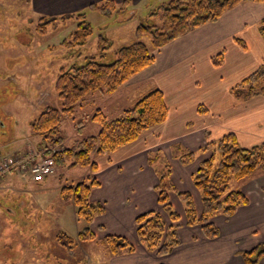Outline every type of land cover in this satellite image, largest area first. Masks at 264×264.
<instances>
[{
  "label": "crops",
  "instance_id": "1",
  "mask_svg": "<svg viewBox=\"0 0 264 264\" xmlns=\"http://www.w3.org/2000/svg\"><path fill=\"white\" fill-rule=\"evenodd\" d=\"M100 1L31 0L28 8L37 14L58 16ZM138 1L142 0H131ZM104 17L101 16L100 32L108 35L113 31L111 34L115 35L109 38L116 39L120 35L112 27L116 28L123 19L106 21ZM263 19L264 0L237 4L218 20L196 27L165 44L155 53L149 66L110 93H121L123 104L117 113H109V109L100 107L107 117H116L153 88L163 92L168 107L162 123L109 154L94 156L97 170L92 171L86 166L90 168L88 175L98 182L89 198L104 207V212L96 215L90 225L96 238L100 241L106 234L119 235L135 247L133 252L112 255L103 245L106 250L103 264H244L241 252L264 244V173L237 181L234 188H240L248 202L230 216L216 214L211 218L219 229V236L215 238L205 237L200 226L185 223L184 207L175 192L169 193V202L179 215L177 233L181 244L169 254L159 256L147 251L138 241L135 222L138 215L148 211L159 212L168 221L157 201L158 177L148 163L149 153L163 155L171 167V182L175 189L191 193L195 211L200 215L201 196L191 176L210 154L199 151L206 139L233 132L243 147L264 141V96L242 100L231 92L233 86L264 65V40L259 31ZM128 36L127 39L125 35L119 37V42L129 40L131 37ZM237 39L242 40L244 47ZM220 53H223L222 62L213 64V56ZM123 89L128 92H121ZM201 105L206 113L198 111ZM97 130L95 125L81 135L95 134ZM205 131L210 133L209 137L205 136ZM176 147L195 151L194 159L188 164L181 163L174 153ZM98 226L103 229H97ZM257 264H264V256Z\"/></svg>",
  "mask_w": 264,
  "mask_h": 264
},
{
  "label": "trees",
  "instance_id": "2",
  "mask_svg": "<svg viewBox=\"0 0 264 264\" xmlns=\"http://www.w3.org/2000/svg\"><path fill=\"white\" fill-rule=\"evenodd\" d=\"M261 1L263 0H167L160 3L156 10L149 12V17L158 16V25L144 21L138 25L134 32V41L116 48L112 62H99L91 56L82 65L61 67L54 82V91L61 101V107L47 106L31 123V129L38 137V149L42 150L43 156H51L56 167L90 166L92 171L97 170L98 164L93 160L94 156L109 154L165 121L168 107L163 92L159 88L149 90L131 107L123 109L113 118L107 117L100 107H96L94 112L90 113L89 119L96 123L97 132L82 136L71 146L64 144V136L60 131L62 119L71 117L88 94L96 91L110 94L116 91L129 78L149 66L155 59V53L173 39L196 27L218 20L225 11L239 3ZM130 4L131 0H102L89 4L87 9L110 16L116 9ZM67 18H73L76 26L70 32V38L61 42L63 46L72 48L85 44L93 30L85 20L84 12L59 16L41 15L37 19L36 30L45 32L44 29L49 25ZM259 31L264 40V19L260 22ZM145 39L149 40L150 48L144 42ZM98 41L101 50L111 43L102 34L99 35ZM237 41L244 47L242 40ZM104 53L102 51L101 55ZM222 58L223 53L213 56V64L219 65ZM231 92L242 100L256 95L264 96V65L244 77L231 88ZM198 111L206 113L202 105L198 107ZM80 123L76 127L78 133H82L84 126ZM205 136L209 137L210 133L205 131ZM199 151L210 153L191 176L201 196L200 215L195 211L191 193L175 189L171 182V167L163 155L160 152L149 153L148 163L158 177L155 186L157 201L168 221L156 211H148L135 218L138 241L147 251L165 255L180 243L177 233L179 215L169 202L170 192H175L182 202L186 224H200L205 237L215 238L219 230L211 222V218L216 214L230 216L239 206L248 202L240 188L230 185L231 181H240L256 173H264V141L243 147L235 133L228 132L216 139H206ZM174 153L183 164L190 163L195 157V151L182 147H176ZM97 185L96 179L87 175L76 182H65L59 189L61 200L72 203L75 206V214L87 222V226L78 232L76 238L64 232L56 237L59 243L68 249L74 248L82 241L97 239L90 225L96 215L104 212V207L89 198L92 188ZM97 229L103 227L98 226ZM100 242L112 255L133 252L135 249L128 239L119 235L106 234ZM241 256L244 264H257L264 256V244L244 250Z\"/></svg>",
  "mask_w": 264,
  "mask_h": 264
},
{
  "label": "rangeland",
  "instance_id": "3",
  "mask_svg": "<svg viewBox=\"0 0 264 264\" xmlns=\"http://www.w3.org/2000/svg\"><path fill=\"white\" fill-rule=\"evenodd\" d=\"M165 1L131 2L105 16L106 21L117 22L121 18L123 22L116 28L112 27L120 36L109 38L115 35L111 34L113 31L106 34L111 43L101 50L98 39L103 33L99 29H102L101 16L104 15L96 11H88L87 7L75 11L85 13V20L93 32L85 44L67 48L61 42L68 40L74 30L76 21L73 18L58 20L46 27L45 32H40L36 30L37 19L43 14L28 8L30 2L0 0V157L32 151L33 148L27 150L29 145H35L38 140L31 129L32 121L47 106L61 107L54 91V82L61 67L82 65L91 56L99 62H112L116 48L134 41L138 25L143 21L158 25V16L148 15ZM124 35L131 38L119 42V37ZM144 42L150 48L149 40ZM102 51L105 52L103 55ZM121 92L128 91L123 89ZM120 94L99 91L88 94L73 115L61 121L64 144L71 146L84 136L81 134L91 131L96 123L89 119V115L96 107L117 113L123 104ZM79 122L84 125L83 133L77 132ZM89 169L86 166L56 167L54 173L41 181L33 180L29 171L21 170L0 176V264H103L106 250L99 238L82 241L72 249L61 245L56 238L63 232L76 238L78 232L87 226V222L75 214V206L61 200L59 189L65 182H76L81 176L86 177ZM236 183L233 180L230 185L234 187ZM38 188L44 190L39 191ZM196 226L201 227L200 224Z\"/></svg>",
  "mask_w": 264,
  "mask_h": 264
},
{
  "label": "built area",
  "instance_id": "4",
  "mask_svg": "<svg viewBox=\"0 0 264 264\" xmlns=\"http://www.w3.org/2000/svg\"><path fill=\"white\" fill-rule=\"evenodd\" d=\"M35 155L38 160H35ZM35 155L26 156L25 158H6L0 160V175L14 169L23 168L26 164L30 165V171L35 181H40L44 175L53 171V159L50 156H42L40 153Z\"/></svg>",
  "mask_w": 264,
  "mask_h": 264
}]
</instances>
